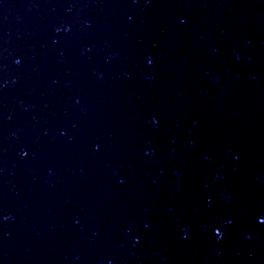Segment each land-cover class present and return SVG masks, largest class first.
<instances>
[{
    "label": "water",
    "instance_id": "water-1",
    "mask_svg": "<svg viewBox=\"0 0 264 264\" xmlns=\"http://www.w3.org/2000/svg\"><path fill=\"white\" fill-rule=\"evenodd\" d=\"M0 264H264V0H0Z\"/></svg>",
    "mask_w": 264,
    "mask_h": 264
},
{
    "label": "clouds",
    "instance_id": "clouds-1",
    "mask_svg": "<svg viewBox=\"0 0 264 264\" xmlns=\"http://www.w3.org/2000/svg\"><path fill=\"white\" fill-rule=\"evenodd\" d=\"M16 63H19V61L17 60Z\"/></svg>",
    "mask_w": 264,
    "mask_h": 264
}]
</instances>
